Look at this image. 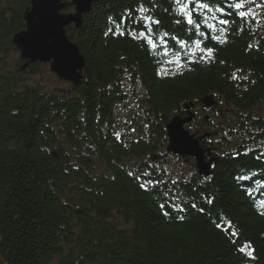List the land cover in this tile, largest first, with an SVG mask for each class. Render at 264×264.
<instances>
[{
    "label": "trees",
    "instance_id": "1",
    "mask_svg": "<svg viewBox=\"0 0 264 264\" xmlns=\"http://www.w3.org/2000/svg\"><path fill=\"white\" fill-rule=\"evenodd\" d=\"M141 2L102 0L80 29L68 27L85 59L83 80L76 87L56 78L46 92L30 84L45 64L21 71L25 62L13 58L30 0H0V264H264L263 1L242 9L256 20L215 13L231 21L219 43L218 20H209L216 31L202 24L206 35L190 36L174 23L170 0H155V8L143 0L160 21L153 31L169 33L182 64L193 40L215 51L212 62L167 76L157 72L178 68L166 63L171 54L152 56L128 34L105 35L115 31L110 16L118 23L125 9L145 15ZM205 96L216 105L199 121ZM131 98L136 110L127 114ZM192 104L197 117L187 130L211 133L200 146L219 159L208 178L193 160L166 153L167 124Z\"/></svg>",
    "mask_w": 264,
    "mask_h": 264
},
{
    "label": "water",
    "instance_id": "2",
    "mask_svg": "<svg viewBox=\"0 0 264 264\" xmlns=\"http://www.w3.org/2000/svg\"><path fill=\"white\" fill-rule=\"evenodd\" d=\"M100 1L102 0H30V6L24 13L25 29L12 38V44L25 62L21 71L33 64H45L58 80L78 87L83 80L85 59L66 30L68 27L80 29L84 16ZM67 4L72 6V12L64 11ZM199 101L208 110L216 105L212 96H205ZM192 107L193 104L186 107L188 111L185 117L176 116L167 124L166 136L169 140L166 153L186 162L192 159L197 174L208 178L219 159L210 148L200 146L211 133L197 135L187 130V126L196 117L190 110ZM208 119L206 116L204 121Z\"/></svg>",
    "mask_w": 264,
    "mask_h": 264
},
{
    "label": "snow or ice",
    "instance_id": "3",
    "mask_svg": "<svg viewBox=\"0 0 264 264\" xmlns=\"http://www.w3.org/2000/svg\"><path fill=\"white\" fill-rule=\"evenodd\" d=\"M246 2L254 3L255 0H238V2L237 0H215V2H213V0H170V5L175 6L171 9L175 12L177 17L174 20V23L176 25H186L190 36H205L206 33L201 31L202 24L204 27L209 28L212 31H216L217 29L215 25L209 23V20H218V23L225 27L219 28L221 35L213 36L212 39L218 41L219 43H227L226 33L228 32V29L226 26L231 23V21L227 18H219L215 15V13H220L224 17H227L232 11H235V13H237L239 17L245 21L249 17H251L253 20H256L257 14L253 9L249 8L247 11L242 10L244 9ZM149 3L152 4L154 8L159 6L155 3V0H149ZM256 7H264V5H256ZM150 11L151 9L146 7L142 0L138 6V12L145 13V15H140L134 19L137 10L125 9L124 13L121 14L120 21L118 23L115 21L114 17L110 16L109 22L110 24L114 25L115 31L113 30V27H110L105 35L113 34L123 36L128 34L134 40L142 41L144 50L152 56L168 57L171 54L173 58L168 59L166 63L170 65H176L181 69L187 66V64L212 62L215 59L214 49L202 47V41L196 39L192 41L194 48L188 50L186 57L184 58L185 63L182 64L180 62L182 59L180 52L177 51L172 53V50L167 46L168 42L164 39V37H167L169 33L164 32L162 35L157 36V34L153 31L152 25H159L160 21L158 19H154V17L149 14ZM164 11L168 12L169 9H164ZM128 21H133V23H141L144 30L138 32L135 29L129 30V28L124 26ZM221 37H223V39ZM173 39L179 42L181 50L188 47L187 41L179 40V37H173ZM195 49H200L199 55ZM161 63H165V61H161ZM169 74L175 75L174 73H169L168 71L164 70L157 72V75L160 76H167ZM235 78L236 76L233 74V79ZM116 135L119 136V133ZM140 187L144 188L145 185L141 184ZM207 203L211 204L212 200H207ZM163 207L164 205H161L162 209ZM192 207L195 208L196 205L193 204ZM199 210L201 212L204 211L203 208ZM180 211H184V209L181 208ZM165 215H169V213L165 212ZM180 219H183V217H180ZM215 226L218 228L221 227L219 223H217ZM248 255L249 257H252L251 252H249Z\"/></svg>",
    "mask_w": 264,
    "mask_h": 264
},
{
    "label": "rangeland",
    "instance_id": "4",
    "mask_svg": "<svg viewBox=\"0 0 264 264\" xmlns=\"http://www.w3.org/2000/svg\"><path fill=\"white\" fill-rule=\"evenodd\" d=\"M257 5H264V0H263V3L257 4ZM259 8L264 12V7H259ZM13 58L14 59L20 58L19 57V53H16L15 55H13ZM43 68H44V70L39 75L34 76L31 79L30 84L31 85L40 84V85H42L44 91L51 92L52 89L54 88V86L56 85L57 79H56V77L53 74L50 73L48 65H43ZM181 70L182 69L178 67L177 69L171 70V71H168V72L169 73H178ZM135 104H136V102H135L134 98H131V99L127 100L124 103V106H123V107H125V112L127 110V114H128V113L133 112L134 110H136ZM201 107L204 109V107L202 105H201ZM203 109H200V108L199 109H195V112L198 115V120L199 121H201L202 119L204 121V118L209 115V113L207 112L209 110H203ZM197 115H195V116L197 117ZM119 116H120V114H119ZM188 129L191 131L190 128H188ZM183 161L184 160H182V162Z\"/></svg>",
    "mask_w": 264,
    "mask_h": 264
},
{
    "label": "bare ground",
    "instance_id": "5",
    "mask_svg": "<svg viewBox=\"0 0 264 264\" xmlns=\"http://www.w3.org/2000/svg\"><path fill=\"white\" fill-rule=\"evenodd\" d=\"M206 109V108H205ZM206 110H208V109H206ZM167 139L169 140V138L167 137Z\"/></svg>",
    "mask_w": 264,
    "mask_h": 264
}]
</instances>
